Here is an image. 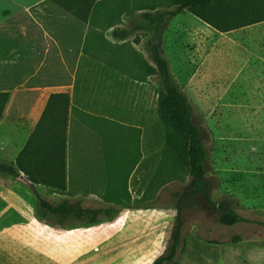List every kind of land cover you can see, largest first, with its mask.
<instances>
[{
    "label": "rangeland",
    "instance_id": "1",
    "mask_svg": "<svg viewBox=\"0 0 264 264\" xmlns=\"http://www.w3.org/2000/svg\"><path fill=\"white\" fill-rule=\"evenodd\" d=\"M170 1L102 0L96 5L95 12L93 10L92 17L95 21L115 20L117 29H127L130 40L138 37L141 47L147 51L152 43H162L178 85L194 106V123L202 128L207 153L205 180L210 200L196 191L194 178L167 142L165 124L157 112L156 98L161 79L153 74L152 122L157 143L163 144V176L159 179V182L163 180V188L152 203L163 205V216L159 212L148 218L134 216L128 218L131 226L120 230H89L80 244H65L67 237L62 232L59 235L56 232H38L24 236L16 233L1 236L5 226L27 222L32 215H37L39 203L33 193L35 185L25 175L23 179H18L0 169V264H148L164 251L178 209L182 211L185 222L184 248L178 255L179 264H192L200 250H204L203 264H224V258L214 256L211 250L222 253L224 249H229L238 253L243 241L260 238L264 242L262 225L240 222L229 226L218 221L222 205L250 220L264 221V98L252 100L254 90L231 87L225 58L217 52L208 51L207 36H211L212 32L193 14L167 15L156 33L157 21L152 17L156 10L173 9ZM37 2L39 0H0V31L5 30L6 34L15 36L20 27L11 13L24 9L17 5L29 6ZM59 11L56 10V17L74 18ZM22 17L20 19L26 20L28 16ZM81 38L79 36L71 43L74 50H79ZM86 47L81 66L88 60L95 65L96 59H89L92 50L90 41ZM118 50L121 70L130 72L133 66L142 70L143 59L138 56L133 60L136 50L130 42H121ZM127 76L130 79L131 75ZM81 91L79 88L77 96H81ZM91 108L93 112L106 113L105 109L99 110L94 104ZM118 118L123 120L128 116L122 112ZM7 119L13 121L14 117L9 113ZM91 121L101 126L107 124L104 118L92 117ZM3 127L0 128L1 143L10 137L5 132L6 127ZM1 143L0 162L11 163L9 154L5 158L10 149ZM121 172L125 176L123 185L126 186L127 170ZM152 197H155L154 194ZM127 212L126 208H118L111 216H103L102 219L110 221ZM28 239L35 242L29 244ZM39 239L46 244H39Z\"/></svg>",
    "mask_w": 264,
    "mask_h": 264
},
{
    "label": "crops",
    "instance_id": "2",
    "mask_svg": "<svg viewBox=\"0 0 264 264\" xmlns=\"http://www.w3.org/2000/svg\"><path fill=\"white\" fill-rule=\"evenodd\" d=\"M100 1L95 3L87 22L74 16L56 17V10H62L49 0H39L29 6L17 5L24 9L11 13L20 30L15 36L0 31V91L10 92L0 122V128L5 126L10 137L0 143L10 149L5 158L9 154L12 162L15 161L50 95L69 92L66 188L58 193L45 185L34 184L33 193L38 203V196H41L50 202L70 200L84 208L115 207L126 208L128 212L110 221L102 219L99 224L88 226L86 222L70 220L58 227L38 208V214L32 215L27 222L5 226L1 236L38 232L59 235L62 232L67 237L65 244H80L89 230H120L131 226L128 218L134 216L148 218L158 212L163 216V205L152 203L163 188V180L159 182L163 176V144L157 143L152 122L154 75L149 68L154 62L140 42L130 40V34L125 39L114 36L113 31L118 26L115 20L95 21L92 14ZM23 15L28 16L26 20L20 19ZM204 26L212 32L207 36L208 51L225 58L231 87L254 90L252 100L264 98V21L228 32H220L207 23ZM79 36L82 37L80 48L74 50L71 43ZM89 41L92 49L89 59H96V64L88 60L81 66ZM121 42L132 44L136 50L133 60L138 56L143 59L142 70L137 66L130 72L121 70L118 64ZM127 75L133 77L129 79ZM79 88L82 90L80 97L77 96ZM92 104L99 110L105 109V115L93 112ZM122 112L128 118L119 120ZM9 113L13 121L7 119ZM92 117L104 118L107 124L101 126L92 122ZM122 170L128 173L126 186ZM24 175L21 172L17 178L23 179ZM33 241L28 239L29 244ZM38 242L45 243L41 239ZM239 250L238 253L229 249L222 253L211 252L224 258V264H264V242L260 238L241 242ZM202 251L192 264H203Z\"/></svg>",
    "mask_w": 264,
    "mask_h": 264
},
{
    "label": "trees",
    "instance_id": "3",
    "mask_svg": "<svg viewBox=\"0 0 264 264\" xmlns=\"http://www.w3.org/2000/svg\"><path fill=\"white\" fill-rule=\"evenodd\" d=\"M72 16L87 22L95 3L99 0H49ZM171 10H156L152 17L157 21L156 33L167 15L177 16L189 12L220 32H228L250 24L264 21V0H171ZM115 37L125 39L127 29H115ZM135 42L140 39L135 37ZM149 55L154 65L152 74L159 75L161 88L158 93L157 112L166 127V139L175 150L178 159L194 178L193 185L206 200L210 195L206 189V149L202 128L193 120L194 106L187 94L178 85L160 41L152 43ZM10 92L0 91V122L9 102ZM70 93H52L45 109L32 131L24 148L12 163H0V169L11 176L23 172L33 184H42L50 190L63 193L66 188V147L69 125ZM39 209L44 216L54 219L58 227L67 222L82 221L89 225L99 224L103 216H111L117 208H84L70 200L50 202L38 196ZM71 204V205H70ZM218 221L223 225L253 222L264 226V221L250 220L236 210L222 205ZM184 218L178 209L163 253L151 264H179L178 255L184 248Z\"/></svg>",
    "mask_w": 264,
    "mask_h": 264
}]
</instances>
